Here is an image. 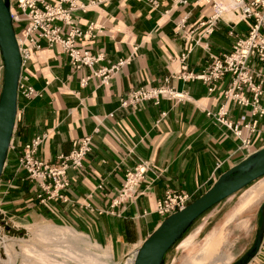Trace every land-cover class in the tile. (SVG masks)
Returning <instances> with one entry per match:
<instances>
[{
    "label": "crops",
    "instance_id": "1",
    "mask_svg": "<svg viewBox=\"0 0 264 264\" xmlns=\"http://www.w3.org/2000/svg\"><path fill=\"white\" fill-rule=\"evenodd\" d=\"M217 2L225 13L212 33H207L208 27L200 22L213 13V6L205 0L184 4L159 0L158 7L148 0H108L86 12H73L81 29L95 24L79 41L93 54L102 53L101 61L76 68L60 45L45 43L24 64L22 78L36 93L30 99L18 97L12 146L0 179V202L13 216L25 219L16 221L17 226L26 228L44 220L67 222L106 245L114 260L130 254L128 262H132L136 250L164 220L157 203L167 192H188L195 200L224 172L264 148V114L254 111L253 103L241 105L225 94L231 86V73L214 83L178 78L182 53L188 52V72L201 73L211 55L230 52L236 37L246 35L254 23V19L242 21L239 10L232 9L230 3L223 7ZM184 17L186 27L179 29L177 24ZM120 59L127 63L110 75L108 83L103 82V75L95 74ZM250 66L264 73L257 58ZM2 67L0 53V96ZM87 76L90 79L83 86L82 79ZM165 84L184 93L185 98L159 96L135 105L121 104L131 90ZM242 95L252 101L249 90L243 89ZM259 107H264V95ZM220 113L228 125L220 120ZM236 124L240 135L234 130ZM36 136H44L37 156L53 164L61 162V155L70 154L74 141L91 139L83 168L68 169L70 185L62 190L67 201L54 197L42 203L38 197L41 189L35 188L19 163L23 146ZM246 139L250 140L248 147L243 145ZM141 162H147L148 170L137 194L117 202L127 170ZM261 185L244 192L226 223L253 206L264 194V190L258 193ZM247 223L250 225L249 218ZM12 248L14 244H5L7 258L13 256ZM247 264H264V239Z\"/></svg>",
    "mask_w": 264,
    "mask_h": 264
},
{
    "label": "built area",
    "instance_id": "2",
    "mask_svg": "<svg viewBox=\"0 0 264 264\" xmlns=\"http://www.w3.org/2000/svg\"><path fill=\"white\" fill-rule=\"evenodd\" d=\"M108 0H11V13L13 24L16 30V37L20 48L22 67L24 64L46 43L48 46L60 45L68 53L72 64L76 68L83 66L92 67L104 56L102 53L93 54L88 48L81 45L80 39L85 38L89 32L96 28L91 23L88 30L81 29L74 20L73 12H86L89 8L97 6ZM153 6H159V0H148ZM180 3H187L188 0H177ZM213 6V13L200 22V26H207V33H212L216 22L221 18L225 10L221 9L217 0H205ZM235 6L241 13L242 21L254 19L250 24L249 32L236 37L232 50L220 56L211 55V62L201 73L188 72L185 64L188 52L180 56L182 62V72L178 78L184 80L201 79L206 83H214L222 80L228 73L232 74L231 86L225 91L228 98H235L241 105H255L254 111L264 114V107L260 108V97L264 95V73L251 68L250 62L257 58L264 67V0H235ZM187 17L182 18L177 27H186ZM100 28V27H97ZM103 29V28H100ZM231 35L234 31L230 32ZM20 35V36H19ZM127 60L120 59L110 68L103 67L95 74L103 75V82L108 83L111 74L117 72ZM90 76L82 79V85L86 86ZM168 82V78L165 80ZM247 89L253 93L252 101L242 95V90ZM212 90V88H211ZM36 93L34 87L23 80L22 75L19 82L18 97L30 99ZM159 96H166L181 100L185 94L176 90L168 84L160 87L144 86L131 90L127 97L122 98V106L135 105L146 99H159ZM226 114V112H225ZM223 114V115H225ZM220 120L228 125V121L222 117ZM232 123H229L231 126ZM249 127V125H247ZM252 130L256 128V123L250 126ZM235 132L240 135L241 129L236 124ZM44 136H36L27 142L19 156V163L27 172L30 181L35 188L41 189L38 197L42 203H46L50 198H59L67 201L62 190L69 187L70 179L68 169L83 168V160L86 154L91 151L90 137H84L73 142V150L68 155H61V162L53 164L37 156L39 146ZM243 145L248 147L250 140L243 141ZM12 146V143H11ZM220 163H217V167ZM148 170L147 162H141L136 167L127 170L126 180L122 185L117 202L126 201L137 194L138 185L144 179ZM99 185V188H102ZM48 193L49 197L44 196ZM194 200V195L188 192H167L166 197L157 203V212L165 219L171 214L184 209Z\"/></svg>",
    "mask_w": 264,
    "mask_h": 264
},
{
    "label": "rangeland",
    "instance_id": "3",
    "mask_svg": "<svg viewBox=\"0 0 264 264\" xmlns=\"http://www.w3.org/2000/svg\"><path fill=\"white\" fill-rule=\"evenodd\" d=\"M218 1L225 5L223 7L232 4L231 0ZM239 15L241 17V13ZM261 183H264V176L199 218L190 232L169 251L165 264H233L239 259L243 255L241 251L255 242L264 194L252 207L232 221H226L244 192ZM20 217L13 216L0 202V259L7 258L5 244H14L10 257L13 264H127L131 259L129 254L122 260H114L106 245L67 222L44 220L24 228L16 225V221L25 220Z\"/></svg>",
    "mask_w": 264,
    "mask_h": 264
},
{
    "label": "water",
    "instance_id": "4",
    "mask_svg": "<svg viewBox=\"0 0 264 264\" xmlns=\"http://www.w3.org/2000/svg\"><path fill=\"white\" fill-rule=\"evenodd\" d=\"M0 53L5 76L0 96L1 179L16 125L18 88L23 69L11 0H0ZM263 176L264 148L224 172L211 188L184 209L165 218L136 250L134 264H165L168 251L206 211ZM260 211L261 223L254 244L233 264H247L259 251L264 239V202Z\"/></svg>",
    "mask_w": 264,
    "mask_h": 264
},
{
    "label": "bare ground",
    "instance_id": "5",
    "mask_svg": "<svg viewBox=\"0 0 264 264\" xmlns=\"http://www.w3.org/2000/svg\"><path fill=\"white\" fill-rule=\"evenodd\" d=\"M201 1H204V0H201ZM231 8L232 9H234V10H239L238 9V7L237 6H235V0H231ZM227 5V4H226ZM223 6H225V5H223ZM223 9V8H222ZM225 9V8H224ZM226 10H227V8H226ZM20 36V35H19ZM5 77V76H4ZM262 186V187H261ZM260 186V188H259V190H258V193H260V192H262L263 190H264V186L263 185H261ZM255 194V193H254ZM5 248V247H4ZM7 249H8V246H7ZM8 255V254H7ZM135 257H136V253H135V256H134V260L131 262H128L127 264H134V262H135ZM0 261H1V263L2 264H13L12 262H11V259H10V257L8 256V258H4V259H0ZM3 261V262H2Z\"/></svg>",
    "mask_w": 264,
    "mask_h": 264
},
{
    "label": "trees",
    "instance_id": "6",
    "mask_svg": "<svg viewBox=\"0 0 264 264\" xmlns=\"http://www.w3.org/2000/svg\"><path fill=\"white\" fill-rule=\"evenodd\" d=\"M249 185H250V184H249ZM249 185H247L246 187H248ZM246 187H244L243 189H245ZM243 189H241V190H243ZM241 190H240V191H241ZM236 193H237V192H236ZM226 199H227V198H226ZM226 199H224V200H226ZM224 200H223V201H224ZM214 207H215V206H214ZM212 208H213V207H212ZM212 208H210L208 211H206L201 217H203V216H204L207 212H209ZM201 217H200V218H201ZM195 223H196V222H195ZM195 223H194V224H195ZM260 223H261V220H260ZM260 223H259V226H260ZM194 224H193V225H194ZM193 225L188 229V231L183 235V237H182V238H181V239H180L175 245H177V244H178V243H179V242H180V241H181V240H182V239H183V238H184V237L190 232V230H191V228L193 227ZM258 229H259V227H258ZM175 245H174V246H175ZM174 246H173V247H174ZM173 247H172V248H173ZM172 248H171V249H172ZM171 249H170V250H171ZM170 250H169V251H170ZM169 251H168V253H169ZM168 253H167V254H168Z\"/></svg>",
    "mask_w": 264,
    "mask_h": 264
}]
</instances>
